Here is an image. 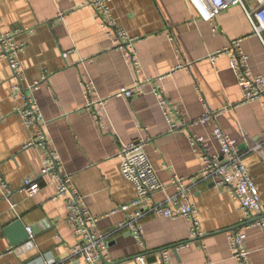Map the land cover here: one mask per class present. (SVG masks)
I'll list each match as a JSON object with an SVG mask.
<instances>
[{
    "label": "crops",
    "instance_id": "crops-1",
    "mask_svg": "<svg viewBox=\"0 0 264 264\" xmlns=\"http://www.w3.org/2000/svg\"><path fill=\"white\" fill-rule=\"evenodd\" d=\"M255 7L254 0H243L210 21L189 0H112L114 18L135 39V67L124 51L116 50L97 13L77 0H0L2 31H20L18 39L26 46L20 83L8 62L0 60V264H86L73 251L81 238L67 220L66 199L55 198V178L43 174L48 152L27 147L37 129H28L19 116L23 102L16 94L38 101L62 173L71 176L99 219V232L108 233L104 254L110 264H139L142 254L155 264L163 250L171 253V264H239L231 250L232 230L246 233L252 263L264 264V227H244L240 204L227 190L213 182L189 181L203 169L191 135L205 137L220 154L213 139V129L220 127L244 154L261 198L254 221L264 224L262 102L242 103L228 57L211 60L240 39L253 74L264 77V38L248 17ZM35 82L41 83L38 89H32ZM85 83H92V99L108 100L100 113L85 109ZM124 87L136 95L116 98ZM159 91L173 106L170 117L180 128L171 130ZM207 108L216 119L193 124ZM139 140L148 142L145 150L165 187L149 203L171 209L193 205L203 236L192 235L189 219L153 214L141 218L144 249L127 229L117 230L132 212L122 207L137 197L136 187L121 173L119 155L123 145ZM175 178L184 180V192ZM26 179L39 183L35 196L24 190Z\"/></svg>",
    "mask_w": 264,
    "mask_h": 264
},
{
    "label": "built area",
    "instance_id": "built-area-1",
    "mask_svg": "<svg viewBox=\"0 0 264 264\" xmlns=\"http://www.w3.org/2000/svg\"><path fill=\"white\" fill-rule=\"evenodd\" d=\"M79 6L90 7L101 18L102 27L109 30L114 37L116 50L124 51L127 60L135 67L138 66V57L134 46L135 39L131 38L123 27H121L113 16L111 11L112 0H77ZM256 7L248 12L251 25L255 33L264 38V0H254ZM193 7L199 12L205 20H214L216 14L228 8L231 5L243 4V0H189ZM64 17V16H63ZM20 31L3 32L0 27V60H6L11 67L14 78L21 81L23 69L21 66V55L26 51L25 43L18 39ZM241 40H235L232 44L222 51L217 52L211 57L215 60L226 55L230 61V66L238 80L239 87L242 89V103H254L261 101L264 112V77L255 76L251 70L248 56L242 50ZM45 77L43 78V80ZM40 82H35L32 89H38ZM19 85L16 86L18 90ZM86 88V105L85 109L94 110L97 113L103 111L107 99H92V83H85ZM15 89V90H16ZM137 91L132 88H122L116 98H131L136 95ZM161 97L160 105L164 114L169 120L171 130H176L180 126L172 122L171 113L173 106L164 97L163 91L158 93ZM14 98H19L23 104L17 112L23 119L28 129H37L35 141L29 143L27 147L40 146L48 152L47 166L43 169V174H51L56 181L57 193L55 198L66 199L68 205L67 220L74 226L75 233L81 238L80 242L74 247V254L83 258L86 264H110V260L104 254L107 246V234L99 232V219L95 217L87 208L83 197L78 190L71 184V176L63 174L58 153L51 147L48 136L44 132L45 119L42 116L38 101L30 98L26 94H16ZM205 114L198 120L194 121L195 125H206L208 122L216 119L217 114L211 112L208 108ZM192 124V123H191ZM183 126L186 122L182 123ZM213 139L218 143L221 149L220 154H215L210 141L203 136L191 135V145L198 152L200 161L203 165L201 173L193 177L190 182H213L216 186L227 190L233 199L241 207L245 216L244 227L249 228L257 225L264 227L263 223L254 221V213L261 208V198L255 185L250 177L247 166L243 162V153L238 147L237 142L230 137L220 127H215ZM146 140H139L121 147L119 155L120 168L123 177L136 187L137 197L133 203L124 205L122 211L132 210L128 220L118 226L117 230H128L138 242L141 249L145 248L143 227L141 218L145 215L153 214L169 219L186 218L192 224V235L194 237L203 236L201 230V221L197 209L192 205H184L180 208L171 209L164 204H150L149 200L158 191L165 189L162 184L158 170L153 167L147 150ZM174 183L179 187L181 192L185 191V183L181 178H175ZM24 190L29 196H35L41 189L37 181L26 179L23 184ZM30 239L34 234L28 229ZM246 233L240 230L230 232V244L234 258L239 264H253L250 258V252L245 247ZM139 264H148L146 255L137 257ZM155 264H171V253L168 250L160 251L156 254ZM208 264H214L213 262Z\"/></svg>",
    "mask_w": 264,
    "mask_h": 264
}]
</instances>
